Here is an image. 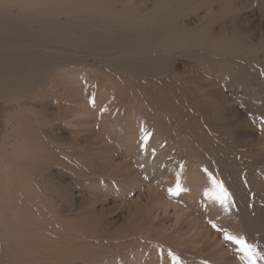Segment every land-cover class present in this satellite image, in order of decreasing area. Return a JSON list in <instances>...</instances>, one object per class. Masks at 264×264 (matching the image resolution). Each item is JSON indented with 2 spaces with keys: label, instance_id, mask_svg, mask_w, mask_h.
Returning a JSON list of instances; mask_svg holds the SVG:
<instances>
[{
  "label": "rangeland",
  "instance_id": "rangeland-1",
  "mask_svg": "<svg viewBox=\"0 0 264 264\" xmlns=\"http://www.w3.org/2000/svg\"><path fill=\"white\" fill-rule=\"evenodd\" d=\"M0 149V264H264V0H0Z\"/></svg>",
  "mask_w": 264,
  "mask_h": 264
},
{
  "label": "snow or ice",
  "instance_id": "snow-or-ice-1",
  "mask_svg": "<svg viewBox=\"0 0 264 264\" xmlns=\"http://www.w3.org/2000/svg\"><path fill=\"white\" fill-rule=\"evenodd\" d=\"M217 187L220 188V190L224 194V196L227 197L228 193L223 188V186L218 184ZM221 202H223V201H221ZM225 238L232 240L234 243L241 246V251L245 253L246 258L248 260V264H255V261L253 259V257L255 256V251L250 244H247L244 239L237 238L236 236H229V235L225 234Z\"/></svg>",
  "mask_w": 264,
  "mask_h": 264
},
{
  "label": "bare ground",
  "instance_id": "bare-ground-1",
  "mask_svg": "<svg viewBox=\"0 0 264 264\" xmlns=\"http://www.w3.org/2000/svg\"><path fill=\"white\" fill-rule=\"evenodd\" d=\"M90 1H91V0H90ZM93 2H94V1H93ZM21 3H23V2L21 1ZM24 4H25V3H24ZM4 6H5V5H4ZM98 6H99V5H98ZM28 7H29V6H28ZM100 7H101V6H100ZM44 8H45V7H44ZM46 9H47V8H46ZM47 10H48V9H47ZM1 25H2V24H1ZM9 25H10V24H9ZM5 52H6V51H5ZM5 52H4V53H5ZM28 52H29V51H28ZM6 56H7V55H6ZM6 58H7V57H6ZM41 60H42V59H41ZM38 64H39V63H38ZM36 65H37V64H36ZM19 82H20V81H19ZM20 83H21V82H20ZM20 83H18V84H20ZM14 85H15V84H14ZM10 86H13V85H10ZM3 90H4V89H3ZM3 90H2V91H3ZM4 91H5V90H4ZM11 92H13V90H12ZM0 150H1V149H0ZM0 153H1V152H0Z\"/></svg>",
  "mask_w": 264,
  "mask_h": 264
}]
</instances>
